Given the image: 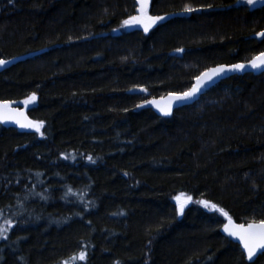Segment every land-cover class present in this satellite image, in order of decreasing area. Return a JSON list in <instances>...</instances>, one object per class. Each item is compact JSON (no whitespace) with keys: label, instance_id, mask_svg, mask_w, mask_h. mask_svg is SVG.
<instances>
[{"label":"trees","instance_id":"obj_1","mask_svg":"<svg viewBox=\"0 0 264 264\" xmlns=\"http://www.w3.org/2000/svg\"><path fill=\"white\" fill-rule=\"evenodd\" d=\"M0 0V264H264L223 233L264 221V73L160 117L145 103L264 49L248 0ZM106 33V35H103ZM189 205L179 212L176 198Z\"/></svg>","mask_w":264,"mask_h":264},{"label":"water","instance_id":"obj_2","mask_svg":"<svg viewBox=\"0 0 264 264\" xmlns=\"http://www.w3.org/2000/svg\"><path fill=\"white\" fill-rule=\"evenodd\" d=\"M142 11H148L149 0H136ZM252 9L264 7V0H248ZM142 23L140 19H133V26L138 27ZM103 35H106L104 33ZM264 37V30L256 35ZM27 56H20L12 59H0V72L10 65L26 59ZM260 75L264 73V49L244 62L222 63L207 68L201 72L191 86L182 93H168L164 96L152 98L145 103V106L152 109L160 117H169L172 113L183 107L192 105L200 97L220 82L234 75L243 74ZM0 123L7 128H13L19 133L28 134L35 130L36 122L28 115L21 106L11 105L0 101ZM182 211L179 206V212ZM223 233L239 245L245 259L253 262L259 255L264 253V221L249 222L246 224L235 222L228 218L223 225Z\"/></svg>","mask_w":264,"mask_h":264},{"label":"rangeland","instance_id":"obj_3","mask_svg":"<svg viewBox=\"0 0 264 264\" xmlns=\"http://www.w3.org/2000/svg\"><path fill=\"white\" fill-rule=\"evenodd\" d=\"M133 18L142 20V23L138 26L144 31H149L153 26V22H154L153 17L149 14L148 11H142L139 5H137V13L133 16ZM130 23L131 25H133L132 21ZM37 129L38 126L36 124L35 130ZM176 203L178 204V206H181L182 211L180 213H182L183 210L189 205L190 199L187 196L180 194L176 198Z\"/></svg>","mask_w":264,"mask_h":264},{"label":"bare ground","instance_id":"obj_4","mask_svg":"<svg viewBox=\"0 0 264 264\" xmlns=\"http://www.w3.org/2000/svg\"><path fill=\"white\" fill-rule=\"evenodd\" d=\"M196 77H197V76H196ZM196 77H195V78H196ZM195 78H194V79H195Z\"/></svg>","mask_w":264,"mask_h":264}]
</instances>
